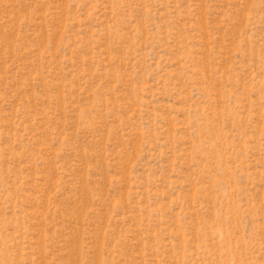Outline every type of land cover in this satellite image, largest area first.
<instances>
[{
	"label": "rangeland",
	"instance_id": "374dc122",
	"mask_svg": "<svg viewBox=\"0 0 264 264\" xmlns=\"http://www.w3.org/2000/svg\"><path fill=\"white\" fill-rule=\"evenodd\" d=\"M0 264H264V0H0Z\"/></svg>",
	"mask_w": 264,
	"mask_h": 264
}]
</instances>
